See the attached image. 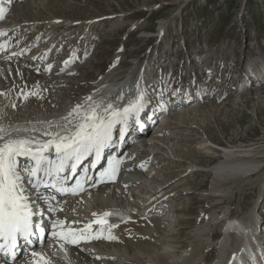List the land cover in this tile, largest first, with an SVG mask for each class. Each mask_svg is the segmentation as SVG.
I'll return each mask as SVG.
<instances>
[{
	"label": "rangeland",
	"instance_id": "obj_1",
	"mask_svg": "<svg viewBox=\"0 0 264 264\" xmlns=\"http://www.w3.org/2000/svg\"><path fill=\"white\" fill-rule=\"evenodd\" d=\"M43 1L45 2L44 6L41 5L40 9L35 10L40 23L46 21L45 18L53 16L62 22L84 23L97 20L74 28L72 31L75 38L73 39L71 33L68 36L61 35L60 41L66 43L64 46L67 45L69 48L70 45H77L83 56L86 55L82 60L84 62L81 64L82 68L78 71V76L84 83L79 87L65 86L62 90V97L76 98L85 92L95 79L103 75L106 76L113 68H120L119 70L123 71L121 78H124L132 66V69H135L138 57H142L146 50L149 51L152 46L157 45L158 40L151 36H156L159 39L160 35L165 34L166 31L167 36L164 42L159 41V47L156 49L158 54L154 63L160 64L163 58L165 59L163 65L171 62L170 69L176 70L178 73L174 74V78L168 79L179 83V85L176 83L179 88L182 80L190 72L192 75H196L194 78H197L198 86H208L204 88L205 99H200L201 94L197 92L199 99L195 104L192 103L191 107L189 106L193 108L190 116H187L190 128L184 130L185 135L182 133L183 137L179 139L178 143L166 145V149H169L163 150L159 155V157H165L168 153L171 155L172 148L177 145L179 156L171 155V157L182 162L173 161V158L166 162L161 159L159 162L163 163V166L159 168L161 170L157 172L158 175L163 176L168 170H176L173 174L162 179V183H159L160 181L158 184L156 183L155 187L160 189L166 183L180 179L176 184L169 186L174 190L170 192V195H176L178 189L181 188L192 190L191 194L181 195L174 203L176 208L181 207L180 210L184 207L176 215L179 221H177L178 223L174 221L175 214L170 215L163 212L161 204L160 206L158 204L157 207L158 199L154 202V208L149 213V216L152 214L149 218L155 217L154 219L160 218L162 215H166L168 218L170 216L172 221H168V224L174 228V237L184 240L179 242L178 255L183 254L185 248L189 249L179 263L215 264L221 249H223V242L227 243V248L237 243L236 236L233 234L229 235L228 240H223L225 236L222 232L223 222L214 223L211 221L213 216L222 212H231L232 217L250 216L252 212H255L258 217L260 216L261 225L264 228V188L262 187L264 169L252 175L251 180L249 178L251 176H249L233 181L231 185L233 187L241 185V189L235 190L231 198L223 199L224 201L220 205L217 199L204 200L203 196L199 195L200 192H206L210 188L212 174L200 171L194 175H188V172L185 171L188 164L193 163V160L200 159V169L221 160V152L216 154V152L206 153L199 150L198 142L209 138L213 146L221 144L223 146L218 147L252 148L257 156L264 159V0ZM35 2L40 4L42 0H35ZM121 18L126 23L118 28L114 22ZM162 20L165 23L160 27ZM63 23H59V25ZM46 29L43 28L41 31L45 32ZM91 31L92 33L96 32L93 33V37L96 35L100 37L98 41L94 40L92 45H88L90 39L85 37L82 42L79 41V38L81 39L84 34L87 35ZM52 32L58 35L62 29H53L48 32V35L50 36ZM144 34H149V38L143 37ZM34 38L36 35L32 34L28 38H22L24 40L22 44H30ZM31 39L32 41H30ZM173 44H176V50H174ZM147 54L148 52H145L143 56H147ZM155 55L152 52V56ZM253 59L261 61L254 66L255 71L260 75L259 78L252 72L246 73L249 71V69L246 71L247 66ZM193 60L196 62L193 63ZM202 60L205 61L201 62ZM148 61L151 62L150 59ZM182 64L184 68L181 69ZM197 64L200 65L196 69ZM35 65L37 64L35 63ZM207 69H209L208 73ZM154 71L156 72V70L150 72L154 74ZM21 73L25 75L24 70ZM37 73L38 75L42 74L38 71ZM3 74L0 68V79L6 78ZM162 74L170 76L172 71L169 72L167 69ZM26 78H38V76L28 75ZM250 78H255L256 81L251 82ZM40 85L46 86L45 83H40ZM3 91L6 92L5 89ZM7 103L4 104L6 110L2 112L7 113L6 115L10 113V103ZM6 115L0 116L5 117ZM199 135L201 138H198ZM175 199H172L170 204ZM152 207L150 205L149 209ZM158 211H160L159 216ZM202 213H205L204 217ZM208 214L209 216H207ZM262 228L259 227L260 230ZM212 230L216 232L214 236L210 234ZM199 231L202 232V235H199ZM213 240H215L214 248L208 249L207 246L205 249L207 241L210 245ZM218 240H223V242L217 244ZM201 245L204 246L206 258L202 263H198L191 256ZM142 259L147 260L146 255ZM143 260L141 262H144Z\"/></svg>",
	"mask_w": 264,
	"mask_h": 264
},
{
	"label": "bare ground",
	"instance_id": "obj_2",
	"mask_svg": "<svg viewBox=\"0 0 264 264\" xmlns=\"http://www.w3.org/2000/svg\"><path fill=\"white\" fill-rule=\"evenodd\" d=\"M1 1L5 10L7 6V10L3 19L0 20V30L5 31L7 35L0 36V42L5 40L9 41L11 46L7 51L12 52V46L14 44L16 45L17 42H20L22 38H28L31 34L34 36L36 35V38H34L33 41L31 39L32 42L29 45H25L22 49L24 52H26V50L29 51V53L25 55L24 60L17 62L8 61L3 59L4 54L0 53V68L4 73L3 75L7 77V79H0V91L1 89L2 91L5 89L7 92L8 89L12 88L9 95L0 96V113L6 110L4 106L5 103L9 102L11 104L12 102H15L17 104L16 108H9L10 113L8 115L5 117L0 116V124H4L5 126L9 124L23 125L26 127L36 125L38 131L35 135L39 136L41 125L38 122L58 120L60 117L65 116L77 103L83 102L85 97L89 95H92L95 99L103 97L106 103L112 102L113 98L119 96L121 93H128L130 89H133L136 86L138 81H130V78H132L131 75L135 70H132L133 66L124 78H121L123 71H120V68L117 67L111 69L106 76L104 75L95 79L94 82L90 84L89 88L76 98L71 99L65 96L62 97V90L65 86L69 87V85H71L73 87H79V85L84 83L82 82L83 80L79 78L78 71L82 68L81 64L84 63L82 60L85 59L86 55L83 56L82 51L78 49V46L70 45L69 48L67 45L64 46L66 43H62L60 39L62 36H68L70 33L73 35L71 38H75L74 32L72 31L74 28L97 20L94 19L93 21L84 23L79 22L76 24L71 23V25H69L53 16L45 18L44 20L46 21L40 23L36 17L35 10L44 6L43 4L45 2L43 0L40 4H36L35 0H11V3H9V0ZM57 21L63 24L59 25ZM114 23H116L115 25L119 28L126 22L121 18ZM164 23L165 21L162 20L160 22V27H162ZM43 28H47L45 31L47 33L41 31ZM56 28H61L62 32L58 35H56L55 32H52L49 36L48 32H51ZM142 36L149 38V34H144ZM84 37L86 38L87 35L84 34L82 36L80 39L81 42L82 39H85ZM90 38H92V35L89 39ZM156 38L158 39V37ZM37 41H39V43H36ZM49 49H51V51H49ZM45 53H47V60H41L40 57L44 56ZM33 57H36V59H33ZM57 58L60 59V61H57ZM70 58L74 62L65 66L62 60L64 59L65 61ZM204 61L205 60H202L201 62ZM259 62H261L259 59H253L249 62L246 69V71L248 69L249 71L246 73L252 72L254 76L259 78L260 75H258V72L254 69V66ZM35 63L37 64L36 67L40 69L42 74L38 75L37 68H31ZM47 64L53 65L51 71L44 70ZM199 65L200 64H197L195 68L197 69ZM153 66L154 65L149 61L144 65V67L147 68L145 75L157 78L159 72L158 74H156L155 71L154 74L153 72H150L155 70V66L154 68ZM9 68L12 70L10 77L8 71ZM62 68L64 71H61ZM17 69H19L21 75H17ZM23 70L25 75L21 73ZM28 75L35 77L38 76V78H26ZM163 77L168 78L170 76L165 74ZM40 83H45L46 86L40 85ZM13 84H15V88L12 87ZM165 85L166 88H170L168 86V81ZM174 85L175 83L173 86ZM21 88H23L25 92H38L39 96H30L29 99L25 101L22 96L17 95ZM203 98L204 97H202V99ZM126 102V100L120 102V106L122 107ZM192 103L195 104L194 101ZM190 107H182L183 109L181 112L179 110L180 108L170 110L172 112L168 115L165 114L166 117L164 116V119L166 118L167 122H164L165 124H163L162 128L151 136L147 133L139 146L138 143L141 141L140 138L138 140H131L130 148H132V152L130 151L131 154L129 155L130 157H128L130 166L129 170H127L129 174L124 182H122V179H118L117 184L114 185L115 187L102 186L97 190L91 191L90 196L88 194L85 197H79L71 203H60L63 211H58L56 216L52 214L51 217L53 219H65L67 223L79 221V223L72 225L76 228H81L84 224L94 220L95 217L92 216L93 212L102 213L106 210L120 211L125 218L128 216L131 217L126 223H121L120 218L117 216L108 218L111 223H117L119 225L112 230L113 234L119 238L118 240L110 241L107 239H100L92 240V242H86L79 246H68L71 264H176L181 261L180 259H183V255L189 250L188 248H185L183 250L184 253L182 252L183 254L178 255L180 247L179 242L181 243V241L184 240H179L174 237V228L168 224L170 219L166 215H162L160 218L156 219H154L155 217L149 218V213L153 210L154 202L156 201L146 199L147 197L145 198V195L148 196L151 193L155 196L158 193V188L155 187L156 183L158 184L159 181V183H162V179H165V177L175 172L176 169H173L168 170L163 176L158 175L157 172L161 170L159 168L163 166V163L161 164L159 161L161 159H164L165 162L171 160L173 158L171 155H176L175 157L179 156V148L177 145L174 146L173 144L180 141L179 139L183 137L182 133H184V130L190 125V121L187 118L188 115L190 116V112L193 109ZM174 119L177 120L174 122ZM148 125L150 126V123H148ZM135 129L138 132H145V127L143 130H140L138 126H135ZM192 129H194V127H192ZM41 138L46 139V137ZM198 138H201L200 135ZM211 142L210 138L198 142L200 145L199 150L206 153L215 152L219 147L213 146ZM170 143H173L172 145L174 146L171 150V155L167 152L168 155H165V157H159L160 153L166 149V145H169ZM167 149L165 151H167ZM222 149L221 160L201 169H198L201 166L200 159L193 160V163L188 164L185 170L188 172V175H194L200 171L212 174L210 188L207 189L206 192H200L199 195L203 196L204 200L217 199L219 205L223 203V199L231 198L235 190L241 189V185L239 187H235L236 185L233 187L231 185L233 181L247 178L249 176H251L249 177L251 180L253 177L252 175L257 174L264 169V159L262 160L260 156H257L252 148L243 149L224 147ZM175 157L172 159L173 161L179 163L182 162ZM183 162L185 161L183 160ZM141 164H144L145 167L141 168ZM178 180L180 179H174L170 183H166V188L176 184ZM125 185H127V187H125ZM262 187L264 188V184ZM191 192V189L181 188L178 189L175 197L178 199L181 195H189ZM175 197L162 199L160 201L157 200V207L158 204L160 205L162 202L168 203L172 199H175ZM150 205L153 206L151 209H149ZM183 208L181 210H183ZM175 209V212L177 213L181 211L180 208L175 207ZM46 214L48 213L46 212ZM229 214L230 213L225 211L211 218V221L214 223L223 222L222 232L225 235L223 240H228L229 235L233 234L239 241V243L232 244L231 247L227 248L226 242L224 243L223 240H218L217 244L223 242V249H221L216 262L217 264H240L244 260L245 254H247L249 245H253L254 240H258V237L260 239L264 237L262 230L258 228L260 218L255 212H252L250 216H235L233 217L235 220L227 222L229 218H232ZM96 227L97 226L94 225V228ZM129 233L131 235H129ZM198 233L199 235H202V232L199 231ZM215 233L216 232L213 230L210 232L211 236H214ZM145 237L147 239H145ZM189 241L191 242L192 240ZM214 241L215 240L210 242V245H208L207 241L205 249L207 246L208 249L214 248ZM49 244L50 243L45 244V246L39 251L51 255L53 248L48 247ZM51 244L57 250L56 257H53L55 264H67V262L62 259L63 253L59 251V246L54 242ZM203 248L204 246L201 245L191 256L193 257V260H196L198 263H202L206 258ZM236 249L238 250L236 252L237 256L235 260H232L230 255ZM240 252H242V254H239ZM144 255H146L147 260H143L144 258L142 259ZM96 256L102 257V259H95ZM257 258H259L258 254ZM141 260L144 262H141ZM15 264H31V257L25 261H17Z\"/></svg>",
	"mask_w": 264,
	"mask_h": 264
},
{
	"label": "snow or ice",
	"instance_id": "obj_3",
	"mask_svg": "<svg viewBox=\"0 0 264 264\" xmlns=\"http://www.w3.org/2000/svg\"><path fill=\"white\" fill-rule=\"evenodd\" d=\"M4 12L5 9L0 7V19H3ZM6 35L0 30V36ZM10 46L8 40L0 42L3 59L11 60L24 54V50L8 52ZM47 58V53L40 57L41 60ZM72 62L70 58L63 63L67 66ZM52 67L47 64L44 70L51 71ZM36 70L40 71L39 68ZM8 71L10 77L11 68ZM16 73L21 75L19 69ZM12 87L15 88V84ZM11 91L12 88L7 92L0 91V96H7ZM180 91L174 89L170 95L175 96ZM17 95L26 101L39 93L25 92L21 88ZM125 100L127 102L121 107L120 102ZM150 103L146 89L137 82L128 93H121L112 102L106 103L103 97L95 99L89 95L58 120L38 122L41 125L39 136L35 135L38 131L36 125L0 124V264H8L9 260L15 264L19 259L18 248L30 250L31 264H55L53 257H56L57 250L52 244L48 245L53 248L51 255L35 250L37 245L47 243L46 238H51L59 246L67 264H71L68 246H79L92 240L119 239L112 232L119 225L111 223L108 218L117 216L121 223H126L130 216L125 218L120 211L93 212L94 220L76 228L72 225L79 221L67 223L65 219L51 218V214L63 209L57 196L45 194L43 189H51L61 197L77 196L86 191V186L96 188L115 182L124 164L119 155L109 154L107 166H98L106 150L114 149L124 141L132 123L143 130L141 114L149 109ZM158 105L161 111L168 110L166 103L158 102ZM10 107L16 108L17 104L12 102ZM148 119L151 120L152 116ZM93 170L98 171L95 178L89 175ZM45 212L49 214L47 220ZM95 259L102 257L96 256Z\"/></svg>",
	"mask_w": 264,
	"mask_h": 264
}]
</instances>
